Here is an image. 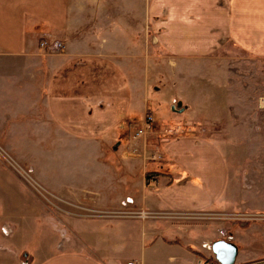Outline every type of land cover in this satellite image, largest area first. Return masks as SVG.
<instances>
[{
    "label": "crops",
    "instance_id": "obj_1",
    "mask_svg": "<svg viewBox=\"0 0 264 264\" xmlns=\"http://www.w3.org/2000/svg\"><path fill=\"white\" fill-rule=\"evenodd\" d=\"M59 1L0 0L4 142L53 145L54 181H59V172L69 177L55 193L76 207L119 210L120 202L151 213L166 209L186 214L220 207L229 179L227 159L213 130L206 136L195 132L198 127L214 128L215 123L193 120L190 127L195 131L180 133L176 127L166 130L162 124L169 122L164 121L134 138L147 113L154 117L148 97L154 85L150 64L156 56L144 52L160 48L170 67H179L183 74L212 60L224 47L264 59V0ZM43 38L59 40L65 48L47 53L40 48ZM176 102L184 108L179 114L189 111L190 104L174 98L173 106ZM148 173L155 177L148 179ZM131 184L140 195L127 196L126 202L123 192ZM0 188L11 197L7 184L0 183ZM0 198L6 209L7 197ZM12 216L0 217V224H11ZM72 216L65 219L69 233L59 241L60 250L45 258L47 252L40 249L29 264L122 263L88 236L84 220L89 218ZM91 219L113 232L107 235H119L124 220L109 215ZM59 220H51L56 229ZM22 222L27 225L28 217ZM48 223L42 213L35 229L26 226L19 233L42 234ZM162 244L143 245L127 264H153L156 254L169 257L168 264L213 263H204L198 251L200 255L192 252L193 259L175 247L181 245L179 240L163 239Z\"/></svg>",
    "mask_w": 264,
    "mask_h": 264
},
{
    "label": "rangeland",
    "instance_id": "obj_2",
    "mask_svg": "<svg viewBox=\"0 0 264 264\" xmlns=\"http://www.w3.org/2000/svg\"><path fill=\"white\" fill-rule=\"evenodd\" d=\"M148 51L156 60L150 64L154 85L148 97L154 120L147 132L157 127L155 123L164 121L169 122L162 124L166 130L178 128L180 133L193 131L190 127L193 120L207 121L208 125L215 123L214 128L203 126L194 131L198 136H206L213 130L215 140L225 153L229 179L222 205L187 214L166 209L151 213L131 203L120 202L116 207L119 210L76 207L55 193L69 177L59 172V181H54L56 175L50 160L54 154L53 145L5 143L3 128H0V183L12 189L9 198L0 188V195L7 197L6 209L4 201L0 205V217L5 219L6 214L15 219L6 226L0 224V263L29 264L32 258H38L35 253L40 249L47 252L43 257L57 252L61 248L59 241L69 233L65 219L75 218L72 215L89 218L84 220L88 236L111 258L118 257L121 264L135 258L143 245L146 248L163 246V239L179 240L181 245L175 244V247L195 259L186 249L190 246L201 253L204 263L215 259L211 246L219 239L238 244L240 254L236 264L264 261V104L261 102L264 99V59L252 58L232 46L224 47L212 60H205L183 74L179 67L173 64L170 67L160 48H147L143 52L148 56ZM174 98L190 104L186 114L173 111ZM133 187L132 184L125 186L126 202H129L127 196L137 199L140 195ZM37 211L49 221L42 234H20L19 230L26 226L28 230L35 229ZM107 215L124 219L117 230L119 235H107L113 232L102 230L94 224L100 220L91 219ZM25 216L28 217L27 225L22 222ZM53 218L60 219L57 229L51 224ZM143 231H146V238ZM151 260L153 264H168L169 257L156 254Z\"/></svg>",
    "mask_w": 264,
    "mask_h": 264
},
{
    "label": "water",
    "instance_id": "obj_3",
    "mask_svg": "<svg viewBox=\"0 0 264 264\" xmlns=\"http://www.w3.org/2000/svg\"><path fill=\"white\" fill-rule=\"evenodd\" d=\"M181 105V102H179L176 106L174 105L173 110L179 113L183 112L184 108H181ZM211 248L213 254L215 255V259L220 264H236L239 247L235 242L226 239H219L212 243Z\"/></svg>",
    "mask_w": 264,
    "mask_h": 264
},
{
    "label": "built area",
    "instance_id": "obj_4",
    "mask_svg": "<svg viewBox=\"0 0 264 264\" xmlns=\"http://www.w3.org/2000/svg\"><path fill=\"white\" fill-rule=\"evenodd\" d=\"M40 48L45 50L47 53H57V52H61L65 48V45L63 42H61L59 40H52L51 41L48 38H43L40 40ZM261 102L264 104V99H262ZM153 120H154L153 116L148 114L146 116L145 121H144L145 123H144L143 128L138 129L136 131V133L134 134V138H139V137L146 135L147 129H149L151 127ZM2 153H3V150H2ZM7 158H11V157L7 156ZM157 158L160 160L163 159L161 157V155H158ZM13 162H14V160H13ZM17 166H18V168L23 170L18 164H17ZM143 214H146V212L142 213V215ZM143 217H145V216H143ZM128 264H142V263L137 262V261H131Z\"/></svg>",
    "mask_w": 264,
    "mask_h": 264
},
{
    "label": "trees",
    "instance_id": "obj_5",
    "mask_svg": "<svg viewBox=\"0 0 264 264\" xmlns=\"http://www.w3.org/2000/svg\"><path fill=\"white\" fill-rule=\"evenodd\" d=\"M151 177H155V175H153L152 173H148L147 174V178L149 179V178H151ZM188 249L191 251V252H193V253H195V254H197V255H200L199 253H197L196 251H194L191 247H188ZM209 261L211 262H213V263H211V264H220L218 261H216V259H209ZM209 261H207V262H209Z\"/></svg>",
    "mask_w": 264,
    "mask_h": 264
},
{
    "label": "flooded vegetation",
    "instance_id": "obj_6",
    "mask_svg": "<svg viewBox=\"0 0 264 264\" xmlns=\"http://www.w3.org/2000/svg\"><path fill=\"white\" fill-rule=\"evenodd\" d=\"M256 263H257V264H264V262L262 263V261H257V262H255V263H254V262H251V263H249V264H256Z\"/></svg>",
    "mask_w": 264,
    "mask_h": 264
}]
</instances>
